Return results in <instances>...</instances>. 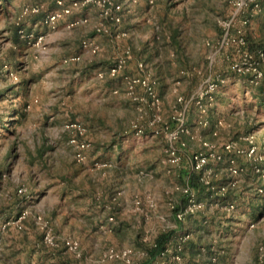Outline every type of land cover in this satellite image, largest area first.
Segmentation results:
<instances>
[{
    "label": "rangeland",
    "instance_id": "rangeland-1",
    "mask_svg": "<svg viewBox=\"0 0 264 264\" xmlns=\"http://www.w3.org/2000/svg\"><path fill=\"white\" fill-rule=\"evenodd\" d=\"M112 2L0 0V264H264V0Z\"/></svg>",
    "mask_w": 264,
    "mask_h": 264
},
{
    "label": "built area",
    "instance_id": "built-area-1",
    "mask_svg": "<svg viewBox=\"0 0 264 264\" xmlns=\"http://www.w3.org/2000/svg\"><path fill=\"white\" fill-rule=\"evenodd\" d=\"M81 1L96 3L98 5H103V6L113 5L112 0H72V4L74 6H76ZM133 2H136V0H133ZM114 6H115L114 8L116 10H119L120 7H121L120 4H116V5L114 4ZM66 11L69 12L68 9ZM112 18L117 23L120 22V20H121L120 16H118V15L117 16L113 15ZM85 44L87 45V43H85ZM127 52L129 54V51H127ZM263 54H264V51L261 52V55H263ZM138 65L140 67H142L143 66V62H139ZM119 66H121V65H119ZM235 67H237V66H235ZM116 70H117V67H113L111 69L113 74H114V72H116ZM235 71H241V68H238ZM254 71H255L257 76L260 77L262 75V72L258 71V69L256 67L254 68ZM139 81H141L139 78H134V79L129 78L128 83L133 85V84H135V83H137ZM218 81L219 82H224L225 79L224 78H219ZM142 82L144 84H147L146 80H143ZM148 89L152 92V85H148ZM73 125H76V124H72V126ZM184 131H186V127L184 125H182V127L180 129V132H184ZM80 133L83 134L82 131ZM174 138H176V136ZM71 141L73 143H75V145L77 147V151H76L77 158L79 160L84 159L85 155H84L83 152L87 149V147L89 146V143L83 138H80V139L79 138H72ZM203 145H204V150L203 151L195 152L191 156V166H192L193 170L196 171V172L203 171L207 166H209L211 160L220 161V159H221V155L218 154L213 149V146L209 142L205 141L203 143ZM174 153H176V152H174ZM178 159H179V156H177V160ZM201 179H204V178H201ZM203 181H205L208 184L210 183V181L208 179H206V178ZM202 207H203V204L196 199L195 192L190 189V191L187 193V201H186L185 205L183 207L179 208L175 212V218H176V220H179V221L184 220L187 215L193 214L194 212H196L197 210H199ZM110 220L114 221V218L111 216ZM67 243L72 247L71 242H67ZM181 249H182L181 244H178L177 245V251H179Z\"/></svg>",
    "mask_w": 264,
    "mask_h": 264
},
{
    "label": "trees",
    "instance_id": "trees-1",
    "mask_svg": "<svg viewBox=\"0 0 264 264\" xmlns=\"http://www.w3.org/2000/svg\"><path fill=\"white\" fill-rule=\"evenodd\" d=\"M263 14H264V11H263ZM263 89H264L263 85H258V91L261 94H263ZM262 107H263V103L260 102L259 110H261ZM252 118L254 120L260 119L259 116H257V115H254ZM262 121H264V119H262ZM170 237H171V233H168V232H161L157 236L154 244L151 247L148 248V254L150 255L151 259H155L157 256L161 255V253L165 250V248L167 246V242L169 241Z\"/></svg>",
    "mask_w": 264,
    "mask_h": 264
},
{
    "label": "crops",
    "instance_id": "crops-1",
    "mask_svg": "<svg viewBox=\"0 0 264 264\" xmlns=\"http://www.w3.org/2000/svg\"><path fill=\"white\" fill-rule=\"evenodd\" d=\"M135 61H136V60H133L132 63L135 62ZM190 123H193V122H190ZM204 136H205L206 138H211V137H212V135L210 134V130H209V129L206 130ZM116 225H117V224H116ZM112 227L115 228V229H118V228L115 226V223L112 224Z\"/></svg>",
    "mask_w": 264,
    "mask_h": 264
}]
</instances>
